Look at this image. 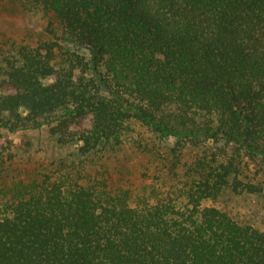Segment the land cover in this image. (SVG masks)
<instances>
[{
  "label": "trees",
  "instance_id": "1",
  "mask_svg": "<svg viewBox=\"0 0 264 264\" xmlns=\"http://www.w3.org/2000/svg\"><path fill=\"white\" fill-rule=\"evenodd\" d=\"M27 1L60 30L0 37V264H264V0Z\"/></svg>",
  "mask_w": 264,
  "mask_h": 264
},
{
  "label": "rangeland",
  "instance_id": "2",
  "mask_svg": "<svg viewBox=\"0 0 264 264\" xmlns=\"http://www.w3.org/2000/svg\"><path fill=\"white\" fill-rule=\"evenodd\" d=\"M53 24V25H52ZM51 25L60 30L55 18L33 8L27 0H2L0 2V37L14 38L22 44H36L53 41ZM70 49L73 46L65 45ZM78 52L89 57V50Z\"/></svg>",
  "mask_w": 264,
  "mask_h": 264
}]
</instances>
